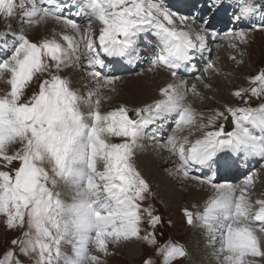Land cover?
Instances as JSON below:
<instances>
[{"label":"snow or ice","instance_id":"1","mask_svg":"<svg viewBox=\"0 0 264 264\" xmlns=\"http://www.w3.org/2000/svg\"><path fill=\"white\" fill-rule=\"evenodd\" d=\"M258 12L262 22L257 27L264 31V10L253 0H238L233 20L240 24ZM73 15L84 17L87 27L81 28ZM0 16L9 21L8 31L0 33V79L10 86L0 95V161L7 169L0 170V215L8 229L21 230L0 264H25L22 256L33 264H103L110 246L133 240L157 246L160 217L150 204H143L150 186L136 166L145 129L157 122L174 120L173 134L158 146L177 158L176 173L184 178L194 167L211 171L226 160L248 163L258 158L259 171H264V103L258 108L225 105L213 110L202 126L197 117L203 120L204 115L185 103L189 88L180 69L208 51L209 38L215 40L219 34L208 33L205 27L193 30L189 17L178 15L166 0H0ZM12 19L21 22L18 32L11 28ZM47 19L74 35L64 31L66 43L55 39L60 34L37 41L29 38L24 26ZM97 23L99 33L94 36ZM144 35L156 41L148 71L165 68L171 76L159 89L160 99L131 110L120 105L101 113L100 100L92 102L99 92H90L85 99L60 74L80 66L100 88L111 86L118 77L104 73L105 58H127L131 63ZM225 35L238 42L231 45L234 48L247 42L243 30ZM213 73L218 75L219 69L207 61L196 80L210 88L205 77ZM34 79L38 91L27 97ZM249 83L255 86L233 95L264 97V69ZM191 91L198 94L195 83ZM221 120L224 123H218ZM192 126L210 130L194 143L178 137L177 131ZM253 129L262 134L255 135ZM110 136L123 142L111 143ZM150 139L155 141V135ZM14 162L18 166L9 167ZM256 176L257 171L249 170L239 185L191 177L209 186L212 195L203 212L184 210L186 222L208 228L213 242L219 233L223 264H264V227L257 225H264V199L250 198ZM65 247L71 248V255ZM156 251L163 256L162 264L187 255L182 245L172 242ZM143 264L153 260L149 257Z\"/></svg>","mask_w":264,"mask_h":264},{"label":"bare ground","instance_id":"2","mask_svg":"<svg viewBox=\"0 0 264 264\" xmlns=\"http://www.w3.org/2000/svg\"><path fill=\"white\" fill-rule=\"evenodd\" d=\"M12 20L16 21L17 19H12ZM53 22H54L53 20L47 19V20L41 21L40 24H38V25L34 24L31 27H28L27 25H25L24 27L27 31V35L29 37H32L33 41L43 40L44 38L49 39V38H53L54 34H60L59 32L66 31V30H63L59 24L56 25ZM55 38H59L62 40V35H55ZM218 50L223 51L219 47H218ZM223 59L224 60L222 61L221 64H226L228 62V60L226 59V57H224ZM222 70L229 71V72L231 71V70L227 69L226 67H224ZM68 73H69V75H75V72L73 69H69ZM75 76H77V75H75ZM85 76H87V78L89 79V80H85L86 82H88L89 84L96 85L89 73H85ZM123 79L127 80V81L125 82V84L122 85L121 80H123ZM170 80H171V76L169 74H167L166 72L162 71L160 68H155L151 72H149L147 70V71L139 73V74L128 75L125 78L122 77V78L116 80V81H119V83L121 84L120 86H118L119 89L117 88L119 90V93L123 94L122 96L120 95L121 97H119V98H121V102L118 100L119 103H113V105L111 104L112 105L111 108H112V110H114L115 108L119 107L120 104H123V105H126L131 110V109H134L136 107H142L146 103H151L154 99H160L161 97H160L159 89L161 87H163L166 83L170 82ZM115 82L112 85L113 87H114V85H116ZM205 82L206 83L208 82L209 84L213 83L211 85L212 88H205L202 83H200L199 81L196 80V78H194L192 81L187 82L188 88H189L187 95H189V97H188V99H186L185 103L190 104L195 109V111L197 113H202L204 115V119H203L205 121L204 124H207L208 123L207 117L213 112V110L222 109L225 105L231 106L232 102L235 99H234V95L226 93L225 85L223 84V80L220 76H217L215 74L211 75L210 79L205 80ZM194 83L197 85V93H200L202 95L207 94L206 97H208V99L211 102H213L215 104V106H210L208 109H203V108L200 109L197 101L194 99V97L196 95L194 94L195 95L194 96L193 92L191 91V87ZM6 84L7 83L5 80L0 79V87L1 86L4 87ZM106 87L107 86L103 87V89H105ZM211 91H213V92H211ZM104 93H105V91H104ZM107 94H109V93H107ZM209 96H211V97H209ZM114 97H117V96H114ZM100 98L102 100L104 99L102 95H100ZM199 98H202V97L200 96ZM100 105L102 107V104H100ZM105 106H106V104L104 105V108H106ZM83 108L86 110L87 106L85 105V106H83ZM197 118H199V117H197ZM192 127L197 129V127H195V126H192ZM187 128L188 127H186L185 129L187 130ZM207 130L208 129L202 128V131H207ZM173 131H171L169 135H172ZM181 132L182 131H177L178 137H180ZM193 142H195V141H193ZM141 144L143 145V147L140 148L136 153V159H137L138 166L143 169L144 173L148 176L149 180L155 186H157V188H156L157 193H159L160 196L163 198V202L165 203V205L170 207V209H172V207L176 208V206L179 204L178 201L180 199V194H181L177 190V185L179 186L181 184H185L186 188H187L185 190H186L188 198H186L185 196L183 197V200L185 202L186 201H193V202H195L196 206H197V204H201V205L202 204L204 205V203L206 204L209 197L212 195V189L210 187L203 186V185H201V183L196 182L195 180H191L189 178H184L182 174H177L176 173V165H177L176 158L174 156L170 155V153L168 151H167V153H165L164 149L163 150L160 149L158 146V142L150 141L148 138L144 137L141 140ZM163 173H164V175L166 174L169 177V179H167L163 175ZM261 173H263V174H261ZM229 180H227V181H229ZM259 180H260L259 181L260 183L258 184V187H255L252 194H251V197H252L251 199L253 201H255L257 199H264V172H260ZM255 181H256V178H255L254 182ZM189 187H191V189ZM196 206H194V208ZM194 233H196V232H194ZM139 245H140L139 241L134 240V242L123 243L120 246L125 247L124 250H122V253L124 254V256H129V261H130V260H133L134 257L138 254ZM193 245L194 244H190L189 249L193 250ZM120 246L119 247L110 246V248L112 249L113 252H114V249H118V252L120 253L121 252ZM218 252H219V250H218ZM218 252L216 251V255H214V256H216V257L219 256ZM120 255H121V253H120ZM194 257L195 256H193V258ZM216 260H219V259H216ZM221 262L222 261H220V260L219 261H212L211 264H221Z\"/></svg>","mask_w":264,"mask_h":264},{"label":"rangeland","instance_id":"3","mask_svg":"<svg viewBox=\"0 0 264 264\" xmlns=\"http://www.w3.org/2000/svg\"><path fill=\"white\" fill-rule=\"evenodd\" d=\"M262 1H264V0H262ZM10 22L13 23L14 21L11 20ZM8 23H9V21L1 16V18H0V30L1 29L7 30L6 25ZM20 26H21V22L19 21L18 24L13 25V28L15 30H18V28ZM249 38L250 39L247 41L246 44L239 43V45L242 46L241 50H239V46L235 47V48L231 46L232 44L230 46H228L229 49L231 50V52L233 54H235L234 56L237 57V60H236V59H232V57H234V56H231L230 60L232 62L228 61L226 64H222L224 67L231 70L230 72L224 71L222 73L223 75L220 76L223 80V84L225 85L226 93H228V94L233 95V93L237 90L250 89L251 87H254V85L249 83L250 77L252 75H255L259 70L264 69V34L262 33L261 35H258L257 33H252V34H250ZM7 39L12 40V37L8 36ZM218 47L216 46V48H218ZM241 60L243 61V63H240ZM218 62L220 64L222 63V62H220V59L218 60ZM147 70L148 69L144 70L143 72H145ZM140 73H142V72H140ZM137 74H139V73H137ZM210 77L211 76H206L205 80L210 79ZM45 78H47V76H45ZM120 78H122V77H118V79H120ZM123 78H125V77H123ZM121 81H122V85H123V84H125V82L127 80L123 79ZM115 84L116 85H114V87L111 85V86H107L105 89L100 88V86H99V89H97L96 86H98V85H95V88L91 89V90H94L95 92H99V96L102 95L104 98L103 100L100 99V104H102V107L100 105L99 110L101 113H107L109 111H112L111 107H112L113 103H119V101L121 102V98H119V97H121L123 94H120L119 90H118L119 89L118 86H120L121 84L119 83V81H116ZM212 84L213 83H210V85H212ZM36 86H38V81L33 80V82L30 84V87H28L26 89V96L27 97H30L36 91L35 90ZM2 88L3 87L1 86L0 87V95H3L6 91L9 90V88H7V90L6 89L3 90ZM113 88H114V90H113ZM210 88H212V87H210ZM104 91H105V93H104ZM211 92H213V91H211ZM107 93H109V94L111 93V94L109 95ZM193 95L195 96L194 99L197 101L200 109H202V108L208 109L210 106H215V104L213 102H211L208 99V97H206L207 94L202 95L200 93H198V94L193 93ZM114 96H117V97H114ZM200 96L202 98H199ZM248 96H249V94H245L243 96V99H241L240 97H236L234 95L235 100L232 102L231 106H233V107L245 106L244 101H247ZM186 97H187L186 99H188L189 95H186ZM209 97H211V96H209ZM186 99H185V101H186ZM234 102L236 104L235 106H234ZM105 104H106V106H105L106 108H104ZM120 105H123V104H120ZM197 121H198L199 125H201V126L204 125V122H205L204 120H199V118H197ZM218 123H224V121L221 120ZM202 132L203 131H202L201 127L197 128V129L191 127V130H189V128H187V130L186 129L183 130V134H184L183 137H187V139L189 141L193 142L197 138H200ZM109 138H111L113 141H115V139H117L119 143L123 142V138H120V137L110 136V137H108V139ZM112 143H114V142H112ZM17 164H18V162H14V164L10 165L9 167H16ZM136 166L150 186V194H146L147 199L143 202V204H144V206H147L150 204L152 206V208L154 209V214L160 217V223L156 226V229H155V236L158 240V245L153 247V246L147 245L145 242H143L141 245V243L139 241V243H140L139 252L134 257V259L130 260V261H129V256H124V254L122 253V250H124V248H125L124 246H120L121 247V250H120L121 255L118 252V249H114V252H113L112 249L110 248L109 254L105 255L107 257L105 258L104 261L102 258L103 264H143V261L149 257H151V259L153 260V264H162L163 256L157 255L156 248L159 247V245L164 244V242L166 241L165 238H174L176 240L178 239L180 241V243H177L174 241H172V243L182 245L187 252L188 251L187 246H189L190 240L192 239V236L195 234L194 232L199 234L200 237H202V238H203V236L204 237L206 236L205 239H202V240L209 241V243H211V244L215 243L216 241H219V240H216L215 242H213L209 235H204V234H210L208 230L205 231V233H201L199 228H196L195 226H192V225L190 226L186 222L184 209H188L189 211H192V208L195 206V202H193V201H186L185 202L183 200L184 196L186 198H188L186 190H185V189H187L185 184H181L179 186L176 184L177 190L181 193V194L179 193L181 200L179 199V201H178L179 204L176 206V208L172 207V209H170V207L165 205V203L163 202V198L160 196L159 193H158V196L155 194L156 198L152 197L153 191H154L155 187H157V186H155L149 180L148 176L144 173L143 169L138 166L137 159H136ZM260 172H264V171H260ZM261 174H263V173H261ZM163 175H164V173H163ZM164 176L167 179H169V177L166 174ZM225 180H229V179L225 178ZM230 182H232V181H230ZM189 188L191 189V187H189ZM250 198H252V197H250ZM197 205H200V204H197ZM204 205H205V203H204ZM3 224L4 223H2V220L0 218V254L2 253V250L7 249V245L5 244L6 238L17 237L18 231H19V229L10 230L7 227H5V225H3ZM145 227L147 228L148 231L150 230V228L147 225H145ZM151 231H153V229H151ZM2 241H4V242H2ZM131 242H134V240ZM185 244H186V246H185ZM218 250H219V248H218ZM191 252H192V250H191ZM93 254H96L95 251L93 252ZM186 256L183 258H177L176 260L172 261V264H184ZM21 258L25 259V260L27 259L26 257H23V256ZM192 263L196 264L195 262H192ZM221 264H223V262H221Z\"/></svg>","mask_w":264,"mask_h":264}]
</instances>
